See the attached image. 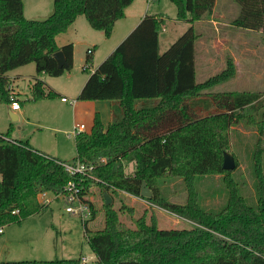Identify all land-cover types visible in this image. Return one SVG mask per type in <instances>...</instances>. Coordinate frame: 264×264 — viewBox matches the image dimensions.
Returning <instances> with one entry per match:
<instances>
[{"label": "trees", "instance_id": "16d2710c", "mask_svg": "<svg viewBox=\"0 0 264 264\" xmlns=\"http://www.w3.org/2000/svg\"><path fill=\"white\" fill-rule=\"evenodd\" d=\"M186 31L159 53L158 31L162 16L145 15L82 86L77 100L108 101L111 121L104 127L94 114L89 131L74 137V161L92 166L89 176L69 175L62 161L0 133V228L20 224L48 206L39 195H58L74 181L80 197L94 217L86 193L99 186L113 202L119 193L137 198L142 183L152 192L143 198L191 224L190 228L162 230L154 214L134 216L131 207L102 205L104 226L90 231L83 223L87 243L96 256L94 264H264V147L254 153L253 173L257 208L238 193L232 171L222 169L229 150V131L238 122L264 135V93L212 91L235 76L231 57L224 68L197 82L195 49L201 35L194 24L211 15L216 0H169ZM238 13L229 25L264 34V0H233ZM133 0H52L51 14L41 20L27 19L22 0H0V104L19 103L7 73L34 63L38 76H60L73 65V44L60 47L55 37L79 16L109 38ZM61 51L67 66L59 68L53 54ZM90 56L83 70L87 71ZM43 82L36 80L32 100L51 98ZM20 106V104H19ZM104 159V161H101ZM235 161V168L236 160ZM132 172L126 173L127 164ZM220 176L227 201L218 212L203 210L194 188L196 177ZM182 181L186 202L171 203L161 196L159 182ZM104 200V199H103ZM16 211V212H14ZM127 211L133 227L121 221ZM14 212V213H13ZM0 264H84L78 259L6 261Z\"/></svg>", "mask_w": 264, "mask_h": 264}, {"label": "rangeland", "instance_id": "374dc122", "mask_svg": "<svg viewBox=\"0 0 264 264\" xmlns=\"http://www.w3.org/2000/svg\"><path fill=\"white\" fill-rule=\"evenodd\" d=\"M27 19L41 20L52 12V0H23ZM131 10V11H130ZM162 16L159 37V53L165 51L189 24L178 20L176 6L169 0H134L126 19L119 21L109 38L102 32L92 29L84 16H79L64 32L55 37L56 44H73V65L62 75L52 77L38 76L35 64L29 63L15 68L7 73L12 93L17 95L21 110L17 121H11L8 115L9 104H0V110L6 108V114L0 113V121L7 123L9 136L28 134L34 147L44 152L56 155L66 163H72L76 157L72 131V101L77 100L80 87L90 73L112 53L121 42L129 27L131 15ZM238 13V6L233 0H216L213 12L195 23L201 37L195 49V71L197 82H202L224 68L225 60L231 57L236 60L234 66L238 72L253 71L252 75H240L223 85V89L236 92L257 91L264 93V34L260 31L235 29L229 25L230 20ZM127 25H125V24ZM124 24V25H123ZM92 53L88 54L87 51ZM90 56L88 70H83L87 57ZM208 58V61H206ZM206 62V63H205ZM234 62V61H233ZM235 68V69H236ZM207 77V78H206ZM36 80L43 82L47 92L49 87L55 93L51 98L33 101V85ZM216 86L212 91H219ZM15 92V93H14ZM66 101L62 102L61 98ZM94 117V116H93ZM77 120L84 123L86 131L90 130L92 116L77 114ZM20 127V132L17 128ZM256 130L244 125L243 121L236 123L229 131V150L236 160L237 167L232 171V177L238 185V193L244 197L247 204L257 208L254 189L253 162L256 148L264 147V135L259 144ZM134 168L133 163L125 167L128 173ZM262 173L264 175V151L262 154ZM161 196L165 200L183 205L186 202V192L182 181L164 180L159 182ZM194 188L200 207L209 212L220 211L227 201V189L220 176L206 175L196 177ZM104 191L91 184L86 193V199L95 212L93 219L87 220V229L101 230L104 226L103 209ZM49 203L45 210L25 218L20 224H9L2 227L0 233V262L8 261H51L55 259L84 260V264H94L96 256L91 251L85 236L81 219L77 215L65 212V204L60 198L47 194ZM44 200V198H42ZM40 195H39V201ZM113 207L118 210L121 205L131 207L134 216L145 215L148 220L154 214L157 227L162 230L190 228L191 224L163 209L151 205L143 198L119 193L113 196ZM119 217L129 227L133 220L127 211L119 212Z\"/></svg>", "mask_w": 264, "mask_h": 264}, {"label": "crops", "instance_id": "0c3cea01", "mask_svg": "<svg viewBox=\"0 0 264 264\" xmlns=\"http://www.w3.org/2000/svg\"><path fill=\"white\" fill-rule=\"evenodd\" d=\"M22 2H23V0H22ZM133 2H134V0H133ZM133 2L131 3V5L125 10V15H124V17L122 18V19H120V20H118L116 23H115V25H114V28H115V26H116V24L119 22V21H121V20H123V19H126V17H127V11H129V9H130V7L132 6V4H133ZM25 4H24V2H23V14H24V16L25 17H27L26 16V12H25ZM131 11V10H130ZM144 17V14L143 13H140V14H138L137 16H134L133 14L131 15V19L132 20H130L129 21V27L126 29L127 31H125V33H124V35H123V37H122V39L123 38H125L135 27H136V25L140 22V20L142 19ZM28 18V17H27ZM32 19H33V17H31ZM125 24V23H124ZM123 24V25H124ZM125 25H127V24H125ZM122 41V40H121ZM66 44V43H65ZM64 45V44H63ZM57 46L58 47H60V46H62V45H59V44H57ZM114 49H112V51H113ZM111 51V52H112ZM206 61H208V58H207V60ZM234 61V64L236 63V60H233ZM206 63V62H205ZM235 68H236V66H235ZM239 70H238V68H236V72H235V76L230 80V81H232V80H234V79H236L238 76L240 77V75H252L253 74V71H245V72H241V73H239L238 72ZM209 77V76H208ZM207 78V77H206ZM230 81H228V82H230ZM201 82V81H200ZM228 82H226V83H228ZM84 83H85V81H84ZM226 83H224V84H226ZM224 84H221V85H219V87H221V90H219V91H233V90H231V89H228V88H226V89H223L222 87H223V85ZM84 85V84H83ZM82 85V86H83ZM10 87H11V84H10ZM80 88H82V87H80ZM49 89L51 90V91H53V89H51L50 87H49ZM11 90H12V87H11ZM81 90V89H80ZM80 92V91H79ZM79 92H78V94H79ZM15 93V92H14ZM16 97H17V95H16ZM6 107H8V112H12L13 114H15L16 116H17V120H18V114H19V111L21 110V106H20V108H19V110L18 111H15V112H13V111H11V109H10V106H7L6 105ZM72 108H71V111H72V117H73V123H72V130H73V128L75 127V126H78V125H80V124H83L84 125V123H81L80 121H78L77 120V114H79V113H84L86 116L87 115H89L90 116V118H91V116H92V119H93V116H94V114L95 113H98L99 115H100V118H101V121H102V123H103V125H104V127H107L108 126V124L110 123V121H111V112H110V104H109V102L108 101H85V102H77V101H75V104L74 105H72L71 106ZM0 113L2 114V113H5L6 114V108H4V110H0ZM8 126L9 125H7V123H5L4 122V120H2V121H0V133H2V134H5V132H3V131H6L7 129H8ZM85 126V125H84ZM91 126H92V124H91ZM91 126H90V128H91ZM17 130L19 131L20 130V127H18L17 128ZM8 131V130H7ZM84 131H86V127H85V130ZM20 132V131H19ZM22 133H24V132H20V135H18V137H16V136H14V137H12V136H9L8 135V138L9 139H11V140H15V141H27L33 148H35V149H37V150H40V151H43V150H41V149H38V148H36V147H34L33 145H32V143H31V139H30V137L28 136V134H23L22 135ZM71 133V132H70ZM70 135V134H69ZM74 137V136H73ZM74 144H75V142H74ZM44 152V151H43ZM46 153V152H45ZM48 154V153H47ZM49 155H51V154H49ZM51 156H54V155H51ZM54 157H56V158H58V159H60L58 156H54ZM61 160V159H60ZM62 161H64V160H62ZM132 170L133 169H131V171L130 172H132ZM130 172H128V173H130ZM130 196V195H129ZM134 197V196H133ZM134 198H137V197H134ZM149 203V202H148ZM3 232V231H2Z\"/></svg>", "mask_w": 264, "mask_h": 264}, {"label": "built area", "instance_id": "2783aa9c", "mask_svg": "<svg viewBox=\"0 0 264 264\" xmlns=\"http://www.w3.org/2000/svg\"><path fill=\"white\" fill-rule=\"evenodd\" d=\"M87 53L91 54L92 51L88 50ZM61 101L65 102L66 99L62 97ZM71 103L72 105H74L75 100L72 101ZM19 108H20L19 103H17L16 101H12L10 105L11 111L13 112L18 111ZM84 130H85V126L83 124H80L73 128L70 135L75 137L79 132H84ZM101 161H104V159H101ZM63 167L69 175L78 174L80 176H89L93 168L92 166L82 164L79 161H73L72 163L65 162L63 163ZM80 193H81V187L79 186V184H77L74 181H69L63 187L62 191L58 195H52V196L53 198H60L64 202L65 204L64 210L66 213L71 214V215H77L81 219L82 223H84L90 218V211H89L88 206L84 202H82ZM47 194L48 193L40 194V200L44 198V200H42L41 202L44 205H48L49 203L48 202L49 200L46 199ZM0 233H2V227L0 228ZM82 262L85 263L84 260Z\"/></svg>", "mask_w": 264, "mask_h": 264}, {"label": "water", "instance_id": "95a60500", "mask_svg": "<svg viewBox=\"0 0 264 264\" xmlns=\"http://www.w3.org/2000/svg\"><path fill=\"white\" fill-rule=\"evenodd\" d=\"M53 57L59 68L67 66V62L61 51H57L56 53H54ZM8 115L11 121H17V116L15 114H13L12 112H8ZM222 169L227 171H232L235 169L234 157L228 152L223 153ZM140 196L143 198H150L152 196V192L145 186V183H142ZM103 198L104 204L106 205L112 202L109 196H107V194H104Z\"/></svg>", "mask_w": 264, "mask_h": 264}]
</instances>
